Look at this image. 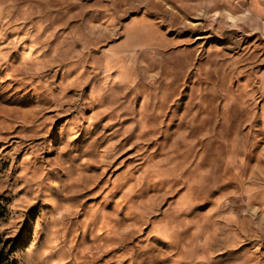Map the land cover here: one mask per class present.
Listing matches in <instances>:
<instances>
[{"label": "rangeland", "instance_id": "1", "mask_svg": "<svg viewBox=\"0 0 264 264\" xmlns=\"http://www.w3.org/2000/svg\"><path fill=\"white\" fill-rule=\"evenodd\" d=\"M0 264H264V0H0Z\"/></svg>", "mask_w": 264, "mask_h": 264}]
</instances>
